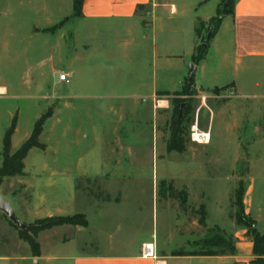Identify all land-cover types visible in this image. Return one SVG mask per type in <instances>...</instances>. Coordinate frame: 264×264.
<instances>
[{"label": "rangeland", "instance_id": "1", "mask_svg": "<svg viewBox=\"0 0 264 264\" xmlns=\"http://www.w3.org/2000/svg\"><path fill=\"white\" fill-rule=\"evenodd\" d=\"M89 26L72 0H0V165L13 118L11 153L51 112L38 137L43 148L30 149L20 176L2 179L0 200L31 227L56 216L90 224L39 231L40 253L32 257L20 237L27 232L0 211V264H72L69 257L85 253L84 241L110 236L154 234L161 248L204 250V239L233 228L228 214L238 180L247 186L246 208L264 207V93L238 98L207 86L187 98L182 86L138 101L134 74H145L148 39ZM210 53L203 59L211 64ZM173 100L181 111L189 106L182 152L166 150ZM196 133L207 138L198 142ZM173 192H185L186 201ZM257 220L261 231L264 213Z\"/></svg>", "mask_w": 264, "mask_h": 264}, {"label": "crops", "instance_id": "2", "mask_svg": "<svg viewBox=\"0 0 264 264\" xmlns=\"http://www.w3.org/2000/svg\"><path fill=\"white\" fill-rule=\"evenodd\" d=\"M138 5L144 6L140 14L136 13ZM219 6L220 0H83L80 18L90 24L94 33L120 29L131 41L135 34L140 41L148 39L145 74L137 71L133 83L138 91L134 99L144 101L156 92H172L185 84L197 44L198 22L214 17ZM209 47L212 63L202 59L194 65V87L198 92L208 86L229 88L238 98H258V93H264V0H236L232 14L221 19ZM77 59L75 56L72 61ZM142 88L146 91L142 92ZM243 204L245 213L254 221L264 213L261 202L247 209L244 198ZM89 227L87 221L81 229ZM232 227L223 230V237L231 241L234 252L224 255H174L200 250L161 248L151 234L119 241L110 236L108 241L94 244L86 240L82 246L85 253L69 260L72 264H252L251 238L234 221ZM261 228L256 229L264 234ZM145 244L152 245V256L141 255Z\"/></svg>", "mask_w": 264, "mask_h": 264}, {"label": "trees", "instance_id": "3", "mask_svg": "<svg viewBox=\"0 0 264 264\" xmlns=\"http://www.w3.org/2000/svg\"><path fill=\"white\" fill-rule=\"evenodd\" d=\"M83 0H72V10L76 15H80V9ZM225 0H220V6L216 11L214 17L210 18L206 24L198 22L195 29V34L197 37V44L194 48V53L191 55V63L196 65L201 59H203L205 53L208 50L209 42L214 35L221 19L224 16L231 15L233 11V5L236 0H228L225 7L223 3ZM144 6L138 5L136 7V13L142 12ZM209 25L211 30L208 33L206 26ZM183 92L185 97H192L196 91L194 87L193 77L185 82L183 85ZM214 91L220 90L214 88ZM173 116L170 126V138L168 140L166 150L167 152H182L184 150V141L182 139L183 131L186 123L184 124L186 117L189 113V106H185L184 109H180L178 105L179 100H173ZM51 112L48 110L43 114L34 124L32 132L28 139L21 145V147L14 153L10 152L11 146V136L15 129V118L11 123L10 128L5 132L2 144V160L0 165V182L4 178L20 176L23 170V161L26 158L28 152L32 148L42 149L43 145L38 142V137L41 134L43 124L45 120L50 117ZM247 186L242 180H238L236 187L233 190V197L230 200V207L235 208L233 212H229V218L234 221L235 225L244 229L246 235L251 238L252 241V254L253 260L252 264H264V234H260L255 225V221L250 217L249 214L245 213L243 198ZM165 191L161 194L162 197L165 196ZM180 196L183 197V202L186 201L185 192H173L171 194L172 198L178 199ZM201 217L198 220L199 225H204L205 213L203 210L200 212ZM60 225H79L81 227L86 226V220L82 216H56L49 217L40 220L36 226L31 227L26 234L20 233V237L28 244L30 254L33 257H38L40 250L39 245L35 241L34 237L39 231L47 230L55 226ZM31 232L33 237L28 235ZM202 244L207 248L197 252H175L174 255H224L226 253H233V247L231 246V241L225 239L221 236H213L202 241Z\"/></svg>", "mask_w": 264, "mask_h": 264}, {"label": "water", "instance_id": "4", "mask_svg": "<svg viewBox=\"0 0 264 264\" xmlns=\"http://www.w3.org/2000/svg\"><path fill=\"white\" fill-rule=\"evenodd\" d=\"M227 1L228 0L224 1L223 7H225ZM210 30H211V27L209 26L207 35L209 34ZM194 72H195V66L193 64H190L187 81H189L193 77ZM0 211L9 219V221L11 223H13L15 226H17L22 232L25 233L31 228V226H28V225L20 222V220L16 217V215L14 214V212H13V210H12V208L8 202L0 200Z\"/></svg>", "mask_w": 264, "mask_h": 264}, {"label": "built area", "instance_id": "5", "mask_svg": "<svg viewBox=\"0 0 264 264\" xmlns=\"http://www.w3.org/2000/svg\"><path fill=\"white\" fill-rule=\"evenodd\" d=\"M58 81H64V82H67V79H66V75L65 74H60L58 75L57 77ZM203 99V98H202ZM152 253H153V247L151 244H145L142 246V249H141V255L142 256H152Z\"/></svg>", "mask_w": 264, "mask_h": 264}, {"label": "bare ground", "instance_id": "6", "mask_svg": "<svg viewBox=\"0 0 264 264\" xmlns=\"http://www.w3.org/2000/svg\"><path fill=\"white\" fill-rule=\"evenodd\" d=\"M2 91V89H0ZM194 137L196 138V140H198V142H203L204 139L207 138V135L206 134H195Z\"/></svg>", "mask_w": 264, "mask_h": 264}]
</instances>
